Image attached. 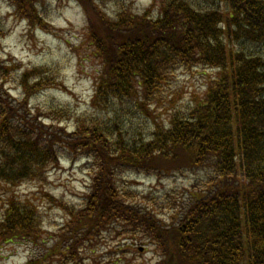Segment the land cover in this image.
I'll return each instance as SVG.
<instances>
[{"label": "trees", "instance_id": "1", "mask_svg": "<svg viewBox=\"0 0 264 264\" xmlns=\"http://www.w3.org/2000/svg\"><path fill=\"white\" fill-rule=\"evenodd\" d=\"M7 1L41 23L42 0ZM78 1L103 60L95 101L115 118L57 133L34 118L27 99L9 97L8 70L0 66V182L41 181L47 165L83 156L90 185L69 209L66 227L75 257L111 225L151 240L167 256L163 264H264V0H162L156 15L124 8L110 18L97 0ZM198 67L218 72L202 99L146 134L122 130L120 110H146L172 89L175 72ZM141 173L180 174L188 185L181 199L166 192L144 211L127 184ZM41 224L31 201L10 197L1 210L0 245L37 243L46 233Z\"/></svg>", "mask_w": 264, "mask_h": 264}, {"label": "rangeland", "instance_id": "2", "mask_svg": "<svg viewBox=\"0 0 264 264\" xmlns=\"http://www.w3.org/2000/svg\"><path fill=\"white\" fill-rule=\"evenodd\" d=\"M161 1L97 0V3L110 18L124 8L135 14L150 10L156 15ZM40 5L42 16L38 23L18 14L7 0H0V66L1 70H8L3 89L14 101L27 99V108L34 118L55 132L62 129L71 133L84 120H109L112 109L98 104L94 97L103 60L96 51L87 8L78 0H42ZM91 15L98 27L101 20L94 12ZM32 71L36 73L31 74ZM23 74L26 81L21 84ZM217 75V70L204 67L178 70L170 79L172 89L158 96L155 104L144 111L132 107L127 115L123 113L127 109L119 111L122 130L132 135L146 134L155 126L167 125L175 111L202 99ZM163 85L166 86L165 81ZM81 157L74 160L63 157L57 166L47 165L40 174L41 181H24L12 187L0 182V215L10 197L31 201L39 210L41 227L46 231L35 244H1L0 264H60L61 258L57 256L75 253L68 251L71 230L66 227L68 212L80 204L90 183V163ZM186 181L180 174L160 178L141 173L132 176L127 184L136 194L132 203L145 211L166 192L174 193L169 199H181L184 186L188 185ZM143 197L149 200L144 201ZM167 219L165 216L164 220ZM111 228L108 226L95 240L82 244L77 264H160L161 259L167 260L166 255L161 258L155 244L146 237L134 232L130 238L125 234L126 228L119 229L117 234ZM58 242L61 253L56 252ZM46 253L52 256L43 258Z\"/></svg>", "mask_w": 264, "mask_h": 264}]
</instances>
